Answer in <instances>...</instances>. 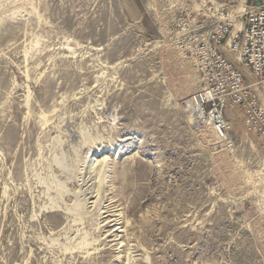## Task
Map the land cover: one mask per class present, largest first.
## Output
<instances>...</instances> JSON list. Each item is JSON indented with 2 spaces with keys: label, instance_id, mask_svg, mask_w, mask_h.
I'll list each match as a JSON object with an SVG mask.
<instances>
[{
  "label": "rangeland",
  "instance_id": "obj_1",
  "mask_svg": "<svg viewBox=\"0 0 264 264\" xmlns=\"http://www.w3.org/2000/svg\"><path fill=\"white\" fill-rule=\"evenodd\" d=\"M184 2L0 0V264H264V136L189 118Z\"/></svg>",
  "mask_w": 264,
  "mask_h": 264
},
{
  "label": "built area",
  "instance_id": "obj_2",
  "mask_svg": "<svg viewBox=\"0 0 264 264\" xmlns=\"http://www.w3.org/2000/svg\"><path fill=\"white\" fill-rule=\"evenodd\" d=\"M170 40L201 77L186 106L197 113L195 121L230 143L227 113L238 110L247 129L263 137L264 105L253 87L264 89V0H185L172 20Z\"/></svg>",
  "mask_w": 264,
  "mask_h": 264
},
{
  "label": "bare ground",
  "instance_id": "obj_3",
  "mask_svg": "<svg viewBox=\"0 0 264 264\" xmlns=\"http://www.w3.org/2000/svg\"><path fill=\"white\" fill-rule=\"evenodd\" d=\"M191 102H190V99L189 100H187V105H191L190 104ZM193 109H196V110H200L201 109V105H199V103H193ZM188 111V110H187ZM197 113L194 111V113H192V111H188V115H189V118L190 119H192V120H194L195 121V119H197V115H196ZM104 160V159H103ZM101 162V161H100ZM103 162V161H102ZM94 165V164H93ZM100 167V166H99ZM102 167V166H101ZM98 168V167H97ZM101 169V168H100ZM99 169V170H100ZM94 171H95V168H94ZM96 172V171H95ZM99 172V171H98ZM100 173V172H99ZM98 174V173H97ZM99 175V174H98ZM99 177V176H98Z\"/></svg>",
  "mask_w": 264,
  "mask_h": 264
}]
</instances>
